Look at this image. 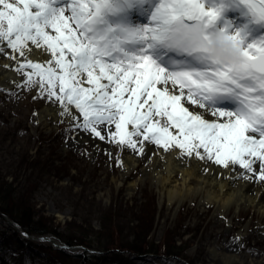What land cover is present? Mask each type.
<instances>
[{
    "label": "snow or ice",
    "instance_id": "obj_1",
    "mask_svg": "<svg viewBox=\"0 0 264 264\" xmlns=\"http://www.w3.org/2000/svg\"><path fill=\"white\" fill-rule=\"evenodd\" d=\"M0 55L76 136L264 181V0H0Z\"/></svg>",
    "mask_w": 264,
    "mask_h": 264
},
{
    "label": "rangeland",
    "instance_id": "obj_2",
    "mask_svg": "<svg viewBox=\"0 0 264 264\" xmlns=\"http://www.w3.org/2000/svg\"><path fill=\"white\" fill-rule=\"evenodd\" d=\"M24 81L11 89L0 84V194L12 205H26L43 230L78 245L77 251L84 245L105 257L118 252L121 264L139 251L135 246L152 240L159 250L167 248L164 264H228L226 253L238 257L230 264H258L264 257V218L258 211L233 204L220 213L217 204L202 203L201 195L170 203L144 169L148 151L137 155L139 161L123 176L127 169L118 163L124 164L126 148L108 140L98 144L83 132L76 136L78 130L60 114L63 109L40 98L36 88L23 86ZM45 107L54 108L55 115H47ZM4 225L0 218V234ZM10 233L6 243L12 240ZM40 243L52 255L45 252L37 261L25 257L30 264H78L76 258L58 254L50 242ZM5 253L12 260L21 254Z\"/></svg>",
    "mask_w": 264,
    "mask_h": 264
},
{
    "label": "bare ground",
    "instance_id": "obj_3",
    "mask_svg": "<svg viewBox=\"0 0 264 264\" xmlns=\"http://www.w3.org/2000/svg\"><path fill=\"white\" fill-rule=\"evenodd\" d=\"M30 58V57H29ZM22 59V58H21ZM9 65L10 67H5ZM16 61L0 58V84L10 81L17 73L15 70ZM47 115H55L54 108L45 107ZM45 114L41 118H45ZM209 119H215L209 117ZM114 130V129H113ZM90 140L98 144L107 141L99 140L90 133H84ZM103 134V132H102ZM146 159V168L149 169L148 175L158 186L160 193L169 200L170 203H181L186 200H194L201 195L202 203L217 204L216 211L225 213L226 208L233 204L251 207L258 211L264 218V186L258 185L259 181L253 176L245 180L236 171H229L219 165L208 161L210 169H205L201 165L205 161H197L195 157H187L179 154V150L173 152H163L155 145H151ZM128 154L124 159L123 167L127 169L123 176H127L128 170L138 162L137 153L128 149ZM236 168H240L238 165ZM246 175H251L247 174ZM138 178L128 183L129 189L135 188ZM260 186V187H259ZM130 191V190H129ZM263 220V219H262ZM262 231L264 232V226ZM238 234H242L239 232ZM217 254L218 248L212 250ZM225 254V253H224ZM228 264L238 259L236 254L226 253ZM258 264H264V257L258 260Z\"/></svg>",
    "mask_w": 264,
    "mask_h": 264
},
{
    "label": "trees",
    "instance_id": "obj_4",
    "mask_svg": "<svg viewBox=\"0 0 264 264\" xmlns=\"http://www.w3.org/2000/svg\"><path fill=\"white\" fill-rule=\"evenodd\" d=\"M0 207L3 210H5L6 212H8L10 215H12L13 217H15V218H17L19 220L24 219V218H26L28 216L31 217L32 215L35 214L34 212H31V210L28 207H26V205H22V204H18V203H15V204L12 205L11 202L8 199L5 200V197L2 199L1 194H0ZM27 224H29V223H27ZM26 227L29 228L30 226L26 225ZM42 228L44 229L43 226L40 227V229H42ZM40 229H30V230L31 231H36V230L39 231ZM43 229H42V231H46V230H43ZM16 243L18 245H20V246H23L25 250L29 249V251L34 252V255H33L34 257L41 256V253H43V251H41V250L35 251L36 250L34 248L35 246L32 243H30V242L24 240L22 237H20V234H19L18 231H15V234L12 237V240L9 243H6V247L7 248H10V247L12 248L13 246H16ZM4 244H5V242H4ZM158 245H159L158 243H156L155 241L152 240L147 245L135 246L134 248H136V249H138L139 251H142V252L143 251H145V252L146 251H151V250L158 251L161 248L160 245L159 246ZM172 247H176L177 248V246H172ZM57 252H59L61 255H69L70 256V254H71V253H69L66 250H58ZM114 253H113L112 257H115V256H117V258L121 257V255H119L118 252H114ZM49 255L50 254H47V256H49ZM75 256L78 257L79 264H92V260H94V258H97L98 260L102 259V261H105V260H107L109 258V257L108 258L107 257H103V255H90L88 252L77 253V254H75ZM102 261L100 260L98 262V264L100 262H102Z\"/></svg>",
    "mask_w": 264,
    "mask_h": 264
},
{
    "label": "clouds",
    "instance_id": "obj_5",
    "mask_svg": "<svg viewBox=\"0 0 264 264\" xmlns=\"http://www.w3.org/2000/svg\"><path fill=\"white\" fill-rule=\"evenodd\" d=\"M213 50L216 54L221 55L225 59H231L235 55V53L230 50V45L227 43L221 44L220 42H216L213 45Z\"/></svg>",
    "mask_w": 264,
    "mask_h": 264
},
{
    "label": "water",
    "instance_id": "obj_6",
    "mask_svg": "<svg viewBox=\"0 0 264 264\" xmlns=\"http://www.w3.org/2000/svg\"><path fill=\"white\" fill-rule=\"evenodd\" d=\"M21 231H23V229H20ZM24 232V234H26L29 238H43V239H48V238H50L48 235H46V236H37V235H34V234H30V233H28V232H26V231H23Z\"/></svg>",
    "mask_w": 264,
    "mask_h": 264
}]
</instances>
